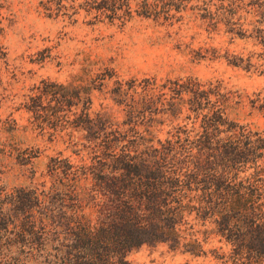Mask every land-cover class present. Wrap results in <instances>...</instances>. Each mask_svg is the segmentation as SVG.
<instances>
[{
    "label": "trees",
    "instance_id": "obj_1",
    "mask_svg": "<svg viewBox=\"0 0 264 264\" xmlns=\"http://www.w3.org/2000/svg\"><path fill=\"white\" fill-rule=\"evenodd\" d=\"M68 1L77 3L41 4L51 13ZM193 1L200 0H141L135 10L169 18ZM211 2L194 7L233 33L238 1L219 0L216 11L208 9ZM250 3L264 6V0ZM77 5L95 20L123 23L133 14L131 0ZM116 84L121 121L110 109L91 113L90 91L81 84L45 83L30 96L29 111L38 117L43 111V119L68 129L67 148L77 159L50 157L41 188L0 186V264H130L132 250L158 243L198 255L211 234L238 262L260 263L263 131L230 117L218 88L197 80ZM162 116L184 124L161 139L156 128Z\"/></svg>",
    "mask_w": 264,
    "mask_h": 264
},
{
    "label": "rangeland",
    "instance_id": "obj_2",
    "mask_svg": "<svg viewBox=\"0 0 264 264\" xmlns=\"http://www.w3.org/2000/svg\"><path fill=\"white\" fill-rule=\"evenodd\" d=\"M235 1L230 33L224 22L203 18L202 10L194 7L207 0L171 10L169 18L138 14L135 9L141 0H131L132 17L123 23L95 20L70 1L63 2L66 8L61 10L53 5L50 13L41 0H0L1 188H41L50 157L60 153L77 159L74 148H67L68 129L43 119V111L38 117L27 109L30 96L45 83L84 85L90 91L91 113L110 109L121 121L123 112L113 100L116 81L149 79L170 86L190 78L217 87L230 117L264 133V6ZM218 5L219 0H212L208 9L216 11ZM161 118L164 122L156 128L161 139L168 131L175 132L172 126L184 124ZM199 231L202 240L203 228ZM202 249L195 255L165 243L142 245L129 253L128 260L130 264H264V259L238 262L214 234L204 239Z\"/></svg>",
    "mask_w": 264,
    "mask_h": 264
}]
</instances>
